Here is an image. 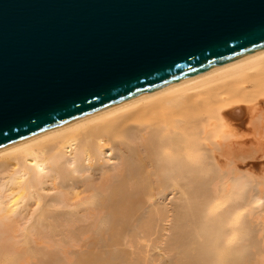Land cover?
I'll return each mask as SVG.
<instances>
[{"label":"bare ground","instance_id":"bare-ground-1","mask_svg":"<svg viewBox=\"0 0 264 264\" xmlns=\"http://www.w3.org/2000/svg\"><path fill=\"white\" fill-rule=\"evenodd\" d=\"M260 158L264 49L1 150L0 264L30 248L35 264H69L66 245L120 247L169 213L154 205L168 179L174 193L188 183L182 218L199 241L183 264H243L259 228L264 239V168L244 170ZM94 253L77 264L117 259Z\"/></svg>","mask_w":264,"mask_h":264},{"label":"water","instance_id":"water-1","mask_svg":"<svg viewBox=\"0 0 264 264\" xmlns=\"http://www.w3.org/2000/svg\"><path fill=\"white\" fill-rule=\"evenodd\" d=\"M264 49V0H0V151Z\"/></svg>","mask_w":264,"mask_h":264},{"label":"rangeland","instance_id":"rangeland-1","mask_svg":"<svg viewBox=\"0 0 264 264\" xmlns=\"http://www.w3.org/2000/svg\"><path fill=\"white\" fill-rule=\"evenodd\" d=\"M246 163H247V166H246L247 169L245 168L244 170H248V169L251 170L250 167H253L252 170L253 169H257V172L259 171V173H260V170H258V168L259 167H261L262 169L264 168V166H263L264 165V160L262 158H260L259 160H252V159L249 160V161L247 160ZM260 163L262 164L263 167L260 166L261 165ZM248 164L249 165L251 164V165L248 167ZM256 167H258V168H256ZM252 170L249 171V172L257 174V172H255L254 170L252 171ZM186 178L187 177L184 176V179H186ZM166 181H167V185L165 187V191H163L162 195L159 196L160 198L157 197L158 198L157 199L158 202L156 201L154 203V205H156V204L158 205L159 204L161 207L158 208V206H159L158 205L155 208H158V210L162 209L163 212H165V209H166L165 207H167V210H168L167 212H169V213L165 212L164 214L167 213L166 215L168 216V214H169V216H168V218H166L165 217L166 215H165L164 216L165 218L163 217V220L160 221L158 219L156 221L158 224L154 223L152 225V229L150 228L151 229L150 236H148L149 232H150L149 228L148 229H144L143 233H142L141 230L136 232L135 229L133 230V227H131V229H129V233H127L125 235V237H127L128 239L130 238V239H132L134 241V242L132 241V245L129 244L128 239L125 240V243L123 242V244H121L120 247H118L119 245L116 246V247H108V251H107V247H104V248L97 247L96 248V247L92 246L91 248L90 247L88 248L87 246H85L83 244H80V245L76 246L77 248L76 247L72 248L71 246L66 245L64 247V249H62V250L60 249V252L63 251L65 253V255L68 257V259L70 261L69 264H71V263L72 264H77L79 262L78 261L79 257L86 256V255H91L93 252H95V253L97 252L96 254H98V253H100L99 251L104 252L103 255H107V256L110 255L112 257L117 258L118 261L120 259L119 262L116 259L117 262L115 261L114 264H118V263L119 264L120 263L121 264H132V263L133 264H143V261L145 259L147 260V261H145L146 262L145 264H147V263L148 264H154V263L155 264H175V263L176 264H183V261H184L183 257L186 255L187 248L190 247V246L191 247H193V246L196 247V245L199 243L198 238H197L196 234L194 233L193 228H191L189 222L187 220H185L184 218H182V216H183L182 214L185 213V208L189 204L188 203V199L184 195L186 190H187L188 183L184 181L182 183V185L180 187H178V190H176V192L174 193V191H172L175 188V185H174V182H173L174 180L168 179ZM147 207H148V210H149L151 208V205L148 204ZM177 211H178V213H177ZM173 212H175V213L173 214ZM165 220H166V222H165ZM159 221L162 222L163 224L162 223L160 224ZM159 224H160V226L161 225L162 226L161 227L158 226ZM156 227H157L156 232H158V233H155V231L153 232V230H155ZM146 230H147V232H146ZM182 231H191L193 233H191V235H189V236H188V234L187 235H182ZM133 232H136V233L133 234ZM141 233L144 234V235L145 234H147V235L144 236ZM258 234H260V228H259L258 233L255 235L256 238H254L251 241H249V243L246 245V247H244L243 253H245L247 259H245L246 262L244 261L243 264H264V239L261 237V235L258 237ZM139 235H141V236H139ZM151 235H152V237H151ZM132 236L135 237V239L131 238ZM146 236L148 238L151 237L150 239H152V240L148 241V238ZM186 236H188V237H186ZM257 237H258V239H257ZM143 238H145V240ZM137 239H139L141 241V243ZM135 241L137 242V245H136ZM138 241H139V243H138ZM142 242H145V243H142ZM140 245L142 246V251L139 248V247H141ZM130 246L132 247V249H131ZM81 247L83 249H81ZM145 247H147V248H145ZM80 249H81V251H80ZM112 249L114 251L115 250L116 251L112 252ZM127 249H129V250H127ZM135 249H136L137 252L135 251ZM146 249H147L148 253L146 252ZM51 251L53 252V250H51ZM55 251H56V253L57 252L60 253L59 249H55ZM182 251H184V252H182ZM238 251H240V250H238ZM238 251L236 250V252H238ZM27 252H28V254H27ZM27 252H26V255L24 256V258L21 259L20 262H18L19 264H21V263H23V264H35V262L37 260H39V258H35V257H38V256L35 255L36 249L30 248V249H27ZM102 252L100 254H102ZM125 252H126V254L128 253L127 254L128 257H129V254H130L131 258L129 257L127 259V255L125 254ZM142 252H143V257H144V254H146L145 255L146 258L142 257V255H141ZM111 253L112 254L113 253L114 254L117 253V254L111 255ZM138 254H139V257H137ZM196 254H198L197 251L195 253V256H197ZM120 255H122V256H120ZM31 257H33V258H31ZM140 257H141V259H140ZM135 258L136 259L138 258V260H137L138 262L136 261ZM158 259H160V260H158ZM152 261H153V263H151ZM194 262H197V260L194 259ZM18 263H17V261L9 262V264H18ZM46 264H57V262L47 261ZM231 264H241V263H239L236 260V261L231 262Z\"/></svg>","mask_w":264,"mask_h":264}]
</instances>
